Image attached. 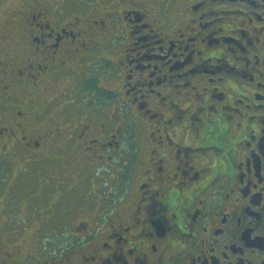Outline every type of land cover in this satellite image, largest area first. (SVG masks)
Instances as JSON below:
<instances>
[{"label": "flooded vegetation", "instance_id": "1", "mask_svg": "<svg viewBox=\"0 0 264 264\" xmlns=\"http://www.w3.org/2000/svg\"><path fill=\"white\" fill-rule=\"evenodd\" d=\"M89 1L0 32V264H264V0Z\"/></svg>", "mask_w": 264, "mask_h": 264}, {"label": "rangeland", "instance_id": "2", "mask_svg": "<svg viewBox=\"0 0 264 264\" xmlns=\"http://www.w3.org/2000/svg\"><path fill=\"white\" fill-rule=\"evenodd\" d=\"M22 0H0V32L7 26L9 12L20 4ZM92 3V0L89 1V4Z\"/></svg>", "mask_w": 264, "mask_h": 264}]
</instances>
